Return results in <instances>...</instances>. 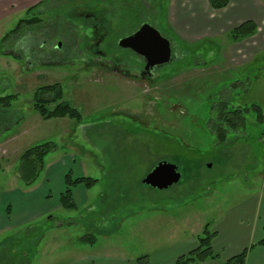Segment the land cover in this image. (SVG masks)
<instances>
[{
    "label": "rangeland",
    "instance_id": "1",
    "mask_svg": "<svg viewBox=\"0 0 264 264\" xmlns=\"http://www.w3.org/2000/svg\"><path fill=\"white\" fill-rule=\"evenodd\" d=\"M7 1V17L0 22V96L15 97L0 105V264H59L52 259L66 248L80 251L76 257L112 247L140 257L165 246L174 222L182 230L177 236H183L218 219L240 198L232 186L259 191L264 185V49L254 58L241 55L238 48H248L250 41H234L228 33L182 41L171 23L175 0H60L57 19L43 16L54 27L25 26L13 34L20 19L32 17L23 11L30 0ZM213 10L200 14L203 21L186 19V24L203 29L223 20L225 12ZM142 23L172 40L177 54L157 72V81L98 73L94 67L86 72L78 63L92 42L93 25L104 27L101 48L110 58L122 51L119 38ZM260 31L250 37L255 44ZM60 40L62 50H52ZM49 58L60 64L42 65ZM53 84L61 86L62 100L78 109L81 122L45 119L34 109L37 90ZM224 102L229 111L244 110L246 127L221 143L211 126ZM253 105L261 108L262 121ZM49 141L56 149L45 157L34 184L26 185L19 177L21 154ZM159 160L177 165L182 174L163 190L143 182ZM67 174L98 181L92 188H74L75 208L60 205L22 222L36 215L39 203L54 205ZM31 204L34 210L27 214ZM153 214L164 217L145 222ZM91 232L99 238L94 246L83 240Z\"/></svg>",
    "mask_w": 264,
    "mask_h": 264
},
{
    "label": "crops",
    "instance_id": "2",
    "mask_svg": "<svg viewBox=\"0 0 264 264\" xmlns=\"http://www.w3.org/2000/svg\"><path fill=\"white\" fill-rule=\"evenodd\" d=\"M7 3V0H0V22L7 17ZM173 5L170 9L171 23L182 41L188 43L196 42L201 38L207 37L208 34L215 33H228L232 36L231 32L235 28L247 21H253L257 25V30H261V41L255 44L254 41L256 40H252L250 38L251 36H249L241 40V42L250 41L248 48L240 47L238 49L242 50L243 54L241 55L247 56L248 58H254L257 52L264 49V3L261 0H231L227 7L220 10H213L208 0H175ZM209 9L213 11L223 10L225 15L220 18L223 20L218 19L219 21L216 20L214 24H206L208 27L205 26L203 29L193 28L191 25L186 24L189 22L186 19H193L196 22L202 19L203 21L200 14L204 11L208 15ZM209 25L212 26L213 30ZM6 35H3L1 39L4 38L5 40ZM232 45L229 47L230 51L228 54L230 55V60L234 62L236 61L234 55L236 53L232 50ZM241 50H238V53ZM79 187L80 185L76 186L74 191H79ZM63 190L64 186L58 191V198L53 203L54 205H45L44 202L39 203L34 208L36 215L33 217L28 215L22 219V222H28L37 215L51 214L55 208H59L61 205V195L65 191ZM231 190L241 191L240 198L224 214L210 223L211 230L216 232V237L213 239L212 245L215 251L219 253V258L217 260H207L196 264H221L223 261L240 253L252 244L258 243L264 237V185L259 191L256 186L255 189L251 188V186H232ZM230 197V199H233L232 192ZM30 207V209L26 210L27 214L34 210L32 209V204ZM163 217H157L153 214L145 222L148 221L149 223L155 224V222L163 219ZM205 224L207 223L203 222L198 227L192 228L189 235L184 231L183 236H177L181 234L180 231L182 230L180 229L179 223L174 222L172 231L166 237L167 241L165 239V246H159L157 249L154 247L151 252L146 253L150 257V264H175L179 256L196 248L198 244L197 238L203 231ZM58 226H62V224H58ZM130 229L134 233L136 232L133 227H130ZM89 235L94 236L92 232ZM106 237L109 236L106 235L104 238ZM42 238L41 244L46 239L44 236ZM56 238H58V234L54 237V239ZM94 238V243L91 246L99 243V238L95 236ZM167 242L169 243L168 245H166ZM112 249L106 248L105 251L100 253L89 251L81 254L82 256L79 255L76 257V253L79 254L80 251L77 252L75 249L70 250L66 248L60 252L59 258L57 260L52 259V262L61 261L59 264H138V255H125L128 253H121L122 251H120L121 254H118L119 251L112 252ZM115 249L123 248L116 246ZM57 250L55 249V251ZM245 264H264V247L257 245L250 249Z\"/></svg>",
    "mask_w": 264,
    "mask_h": 264
},
{
    "label": "trees",
    "instance_id": "3",
    "mask_svg": "<svg viewBox=\"0 0 264 264\" xmlns=\"http://www.w3.org/2000/svg\"><path fill=\"white\" fill-rule=\"evenodd\" d=\"M212 9L220 10L227 7L231 0H208ZM19 30L16 28L12 30L15 33ZM257 30V25L253 21H247L235 28L231 35L236 41L243 40L253 35ZM9 35H6V38ZM15 96L9 95L6 97L0 96V105H9ZM62 89L59 84H53L41 87L37 90L34 96V109L38 111L43 118H64L69 117L81 122V114L76 107L71 106L66 101L62 100ZM226 102L223 103V108L213 109L216 112L215 121L212 123L211 131H213L221 143H225L228 139L229 133L238 131L242 127H246V119L243 116V109L241 107L229 111L226 107ZM253 109L258 112V120H263L261 108L253 105ZM249 111V108H245ZM57 145L52 142H45L33 146L25 150L20 156L19 177L26 185H32L38 179L40 173L44 169V159L51 151L56 149ZM0 169L2 163L0 162ZM97 179L87 176H79L73 178L71 174H67L65 178L66 188L62 193L60 201L61 205L66 208H75L76 203L73 197V190L78 185H83L87 188H92L96 185ZM216 237V232L210 228V223L205 224L203 231L197 238V246L190 252L178 257L175 264H196L205 262L207 260H217L219 253L213 248L212 242ZM94 236L86 235L83 240L88 243H94ZM257 245L264 247V237L256 244L245 248L240 253L223 261L221 264H245L250 249ZM138 264H150L149 255H142L137 258Z\"/></svg>",
    "mask_w": 264,
    "mask_h": 264
},
{
    "label": "flooded vegetation",
    "instance_id": "4",
    "mask_svg": "<svg viewBox=\"0 0 264 264\" xmlns=\"http://www.w3.org/2000/svg\"><path fill=\"white\" fill-rule=\"evenodd\" d=\"M96 2H102L105 0H95ZM25 7L23 8L24 13L30 14L31 18H24L20 19L19 22L16 25V28H19V30L22 27L28 26V27H37L40 26L43 29L48 27H54L55 23L46 24V21L48 19H45L43 16L47 14L49 17H52L51 19H57V16L59 15L58 12L61 8L60 0H30L29 2L25 3ZM62 7H65L64 5ZM15 8L14 5L10 6V9L13 10ZM95 19H99V14H95ZM144 24V23H142ZM137 27L135 31H132L125 36H122L119 38L117 42V46L122 50L119 51L118 55L112 56L108 58L106 56V53L101 48L103 40H105L106 32L104 27H100L97 25H93L91 31L93 33V39L92 42L89 44H85V50H83V54L79 56L78 63H82L85 65L84 71L90 72L91 68H97L100 70H95L98 73H108V74H119L120 76H123L125 78H132L135 80H148L150 82H155L160 78L159 72L160 68H162L164 65H156L154 67H147V60L142 55H139L135 51L129 48H122L119 46V41L123 37H126L128 35H131L135 33L140 27ZM15 28V29H16ZM46 28V29H47ZM172 42V40H170ZM74 41L70 43V45H73ZM62 40L57 41L54 46L55 50H62ZM172 46V61L177 58V54L175 52L173 43ZM72 49H68L67 51H71ZM49 53V52H48ZM46 53L45 55H49ZM122 53H124V56ZM44 55V57H45ZM47 58L49 56H46ZM50 59V63H42L43 64H60L58 63L59 60H53ZM42 62H44L42 60ZM29 65V62L27 63L26 67ZM28 68V67H27ZM160 161V160H159ZM157 162V164L159 163Z\"/></svg>",
    "mask_w": 264,
    "mask_h": 264
},
{
    "label": "water",
    "instance_id": "5",
    "mask_svg": "<svg viewBox=\"0 0 264 264\" xmlns=\"http://www.w3.org/2000/svg\"><path fill=\"white\" fill-rule=\"evenodd\" d=\"M119 46L129 48L142 55L147 60V67L164 65L172 61V46L154 26L144 23L133 34L123 37ZM182 178L177 165L160 161L144 178L143 182L157 189H167L177 184Z\"/></svg>",
    "mask_w": 264,
    "mask_h": 264
}]
</instances>
